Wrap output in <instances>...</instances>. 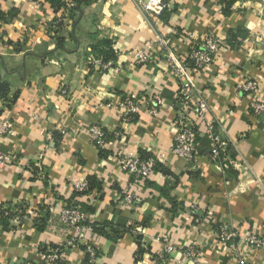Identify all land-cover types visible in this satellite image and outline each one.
Wrapping results in <instances>:
<instances>
[{
  "label": "crops",
  "instance_id": "crops-1",
  "mask_svg": "<svg viewBox=\"0 0 264 264\" xmlns=\"http://www.w3.org/2000/svg\"><path fill=\"white\" fill-rule=\"evenodd\" d=\"M156 36L167 49L138 63ZM208 36L222 44L219 62L177 78L167 56L183 60ZM106 44L122 68L116 75L87 63ZM247 79L259 82L256 97L237 92ZM0 86V119L16 126L0 138L12 156L0 166V264H43L55 249L64 264H86L85 247L58 219L69 203L89 216L95 264H264V246L245 242L264 239V112L250 111L253 99L264 104V0H0ZM183 87L215 128L211 136L198 122L192 163L171 150ZM127 95L141 101L130 118L121 107ZM154 95L162 104L149 115ZM95 127L103 146L91 140ZM222 142L228 150L214 159ZM123 155L158 168L138 183L121 169ZM86 179L89 191L76 194ZM127 194L141 202L127 204ZM223 231L235 237L222 241ZM192 246L196 259L186 255Z\"/></svg>",
  "mask_w": 264,
  "mask_h": 264
},
{
  "label": "built area",
  "instance_id": "built-area-1",
  "mask_svg": "<svg viewBox=\"0 0 264 264\" xmlns=\"http://www.w3.org/2000/svg\"><path fill=\"white\" fill-rule=\"evenodd\" d=\"M166 48L164 40L160 36L149 44L150 53L138 52V63H150L156 59V48ZM107 47L101 45L96 52L90 53L87 57V63L91 71L99 74H118L122 68L116 64L115 60L106 58ZM223 53L222 44L219 40L212 36L206 37L201 42L194 46H190L189 52L185 59L178 60L174 55L167 56V62L177 78H183L188 69L202 72L213 64H217ZM117 56V54H116ZM259 82L254 79H247L237 85V92L240 95H251L256 97L259 92ZM160 95H154L147 100L149 115H155L158 107L162 104ZM122 114L124 118L136 116L141 109V101L137 95H127L122 102ZM176 117L175 129L176 134L172 142V153L182 160L192 163L199 156V148L197 140L200 137L198 131V122L203 121L206 124L207 131L211 136H214L213 122L207 120L208 108L204 105L197 95H194L189 87H183L175 101ZM250 111L255 116H260L264 112V104L256 99L250 104ZM16 133V126L11 119H0V138L12 137ZM92 141L97 142L99 146L104 145L105 134L101 128L95 127L92 129ZM228 143H218L213 147L212 157L219 159L226 154ZM12 159L9 152L0 148V166L7 164ZM118 163L122 170L131 174L134 180L138 183L145 181L155 170L156 160L139 159L128 155L119 157ZM39 169L43 170L40 163H36ZM89 190L88 180H81L74 184V191L78 194H85ZM127 204L140 203L141 198L135 195L127 194ZM0 219L2 216L0 214ZM58 219L62 228L70 236L73 243L85 247L88 260L86 264H95L97 252L91 241L86 239V234H94L92 227L86 228V221L89 216L81 209L79 204H65L58 212ZM235 237V234H229L223 231L220 235L222 241L229 242ZM245 242L253 247L264 246V239H258L254 236H248ZM169 253V250H165ZM197 248L192 246L186 251V255L191 259L197 258ZM62 249L49 251L43 260V264H64ZM241 264H245L241 262Z\"/></svg>",
  "mask_w": 264,
  "mask_h": 264
},
{
  "label": "trees",
  "instance_id": "trees-1",
  "mask_svg": "<svg viewBox=\"0 0 264 264\" xmlns=\"http://www.w3.org/2000/svg\"><path fill=\"white\" fill-rule=\"evenodd\" d=\"M52 4H54L55 6H60L61 5V0H49ZM84 2L86 3L87 2V0H84ZM105 47H107V49H108V51H107V53L105 54L106 55V58L108 59V60H115L116 58H117V56H116V53H115V51H114V49H113V47H112V45L110 44H106V45H104ZM99 48V47H98ZM98 48L95 50V51H93V52H96L97 50H98ZM0 92H2V93H5L6 91H5V89H2V87L0 86ZM199 139H200V137L198 138V140H197V144H198V148H199ZM213 151V150H212ZM143 159H148L147 157L146 158H143ZM158 168V164L156 165V169ZM88 182H89V180H88ZM89 187H90V182H89ZM89 191V190H88ZM76 193V192H75ZM77 194V193H76ZM82 195V194H81ZM77 204V203H76ZM81 207V206H80ZM81 209L83 210V208L81 207ZM84 211V210H83ZM86 226H88L89 225V219H88V221H86V224H85Z\"/></svg>",
  "mask_w": 264,
  "mask_h": 264
}]
</instances>
